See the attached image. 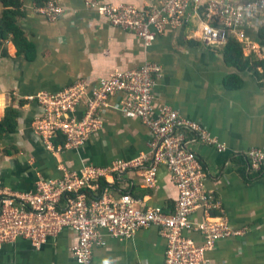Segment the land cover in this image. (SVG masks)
<instances>
[{"label":"crops","instance_id":"0c3cea01","mask_svg":"<svg viewBox=\"0 0 264 264\" xmlns=\"http://www.w3.org/2000/svg\"><path fill=\"white\" fill-rule=\"evenodd\" d=\"M17 25L32 49L30 59L16 55L9 39L0 40V111L17 109L16 129L0 144V190H32L35 181L55 178L62 170L80 172L84 167H107L115 161L140 160L119 175L107 176L112 194L128 192L137 207L159 206L171 211L175 187L164 166L156 170L153 185L144 180L150 164L148 130L139 119L126 118L117 107L122 94L111 96L101 113V127L80 148L46 150L36 137L32 122L38 106L26 97L39 92L58 93L79 80L95 85L112 72L139 68L145 61L161 68L153 93V110L167 106L180 117L200 124L215 145L190 142L206 178L204 188L218 216L241 231L219 240L206 253L207 264H264V173L256 176L243 156L250 148L264 147V72L255 75L244 62L224 61L222 49L198 39L199 22L190 18L175 29L166 28L148 46L135 34L111 25L87 8L83 0H51L63 13L54 20L39 12L48 0H18ZM101 5L130 4L147 9L158 0H97ZM1 9V7H0ZM251 31L260 49L243 58L264 61V41ZM234 40V39H233ZM240 44V43H239ZM237 76V88L225 86ZM21 102V104L19 103ZM84 110L80 107L78 116ZM193 220H200L195 210ZM103 244L94 247L90 264H162L165 241L156 226L140 229L132 238L118 241L103 231ZM199 242L198 236H193ZM75 232L61 230L38 249L24 239L0 247V264H77L70 248Z\"/></svg>","mask_w":264,"mask_h":264},{"label":"built area","instance_id":"2783aa9c","mask_svg":"<svg viewBox=\"0 0 264 264\" xmlns=\"http://www.w3.org/2000/svg\"><path fill=\"white\" fill-rule=\"evenodd\" d=\"M83 4L106 17L111 25L135 34L144 46L166 28L181 27L195 18L199 22L198 39L205 45L217 47L234 39L247 54L260 49L251 31L257 34L264 28V0H158L156 6L147 9L130 4L101 5L97 0H83ZM39 12L54 20L63 10L48 0ZM160 77L161 68L145 61L136 69L116 70L95 85L79 80L58 93L39 92L26 98L39 108L32 122L36 137L46 150L55 153V149L83 146L101 127L108 98L122 94L117 110L126 118L139 119L149 133L150 164L143 172L144 180L153 185L157 168H166L176 192L172 210L153 205L137 207L130 193L112 194L107 176L119 175L130 165L140 166L139 159L118 160L107 167L88 165L80 172L61 169L60 177L38 178L32 190H0V247L20 238L38 249L69 228L76 235L70 248L72 257L77 264H90L94 247L103 244V231L123 241L140 229L156 226L165 241L162 264H207L205 255L217 241L242 234L210 213L216 203L204 188L206 175L188 146L190 142H215L200 124L180 117L169 107L153 110V89ZM82 104L84 110L78 116ZM60 138L64 144L53 146L52 141ZM243 156L250 170L264 167V147L250 148ZM195 210L200 211V220H193Z\"/></svg>","mask_w":264,"mask_h":264},{"label":"trees","instance_id":"16d2710c","mask_svg":"<svg viewBox=\"0 0 264 264\" xmlns=\"http://www.w3.org/2000/svg\"><path fill=\"white\" fill-rule=\"evenodd\" d=\"M0 40L9 39L15 48L16 55H22L26 59H30L32 56V49L30 45L25 41L21 30L17 25V20L21 16L19 10L20 4L18 0H0ZM259 41H264V28L259 30L258 33ZM222 56L224 61L236 62L239 64L244 62V65L252 71L255 75L258 74L256 71L257 67L261 68L264 72V61L255 59L250 63L249 59L243 58L241 54L240 44L236 40H229L227 45L222 49ZM225 86L229 88H237L240 86L241 81L235 75H230L224 81ZM21 104V102H19ZM1 113V111H0ZM17 109L12 106H6L2 114H0V144L5 134L13 133L16 129V118ZM53 146L58 144L63 145L64 140L58 139L52 141ZM1 152V150H0ZM256 176H260L264 173V167L259 171H254ZM104 183V180H101ZM213 215V211H210Z\"/></svg>","mask_w":264,"mask_h":264}]
</instances>
